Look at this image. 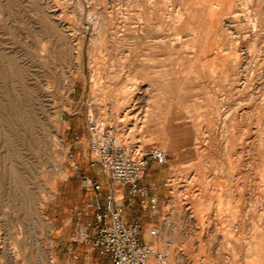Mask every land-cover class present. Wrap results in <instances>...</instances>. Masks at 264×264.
Instances as JSON below:
<instances>
[{
  "label": "rangeland",
  "instance_id": "374dc122",
  "mask_svg": "<svg viewBox=\"0 0 264 264\" xmlns=\"http://www.w3.org/2000/svg\"><path fill=\"white\" fill-rule=\"evenodd\" d=\"M160 23L175 46L162 65L137 37ZM138 99L146 121L130 130ZM92 116L168 151L146 175L161 212L143 229L171 233L175 256L264 262V0H0V264H66L56 246L83 179L108 181L92 165ZM181 124L206 137L200 152ZM84 246L76 264H89Z\"/></svg>",
  "mask_w": 264,
  "mask_h": 264
},
{
  "label": "built area",
  "instance_id": "2783aa9c",
  "mask_svg": "<svg viewBox=\"0 0 264 264\" xmlns=\"http://www.w3.org/2000/svg\"><path fill=\"white\" fill-rule=\"evenodd\" d=\"M88 132L94 150L92 165L108 181L83 179L81 188L87 192L73 211L68 241L56 246L64 250L66 264H76L80 258L78 243L110 264H149L150 257L167 264L175 237L171 233L162 237L161 228L153 226L149 235L161 243L145 240L143 224L146 213L161 212L159 194L146 175L152 161L166 162L168 151L159 146L148 150L115 122L96 116L89 120ZM136 208L139 212L133 215Z\"/></svg>",
  "mask_w": 264,
  "mask_h": 264
},
{
  "label": "bare ground",
  "instance_id": "6f19581e",
  "mask_svg": "<svg viewBox=\"0 0 264 264\" xmlns=\"http://www.w3.org/2000/svg\"><path fill=\"white\" fill-rule=\"evenodd\" d=\"M150 1V0H149ZM218 5V4H217ZM247 5V4H246ZM130 6V5H129ZM180 7V6H179ZM121 8V7H120ZM131 9V8H130ZM260 10V9H259ZM125 14V13H124ZM94 18V17H93ZM165 19V18H164ZM150 21V20H149ZM148 22V21H146ZM161 22V21H160ZM101 23V22H100ZM166 23V22H165ZM139 24V23H138ZM162 24H163V21H162ZM161 23L158 24V25H153L152 27L156 28V30L154 31L155 34L152 36V35H149L147 33V37L144 36L143 34V29L140 28L138 29L137 31V37H138V48L140 50L144 49L145 47H147L149 49V53L151 55V57L155 60H157L160 65H162V63H164L165 60H167L169 57H171V53H172V49L174 46V42H172V38L171 36L169 35V33L165 34V30L164 32L162 31V25ZM133 25V24H132ZM143 25V24H142ZM169 25V23H168ZM161 26V27H160ZM144 27V25H143ZM152 27L150 26H147L146 28H144V30H146L147 32H149V30L152 29ZM164 27H167V26H164ZM74 29V28H73ZM124 29V28H123ZM258 29V28H257ZM153 32V33H154ZM180 33V32H179ZM249 33V32H248ZM123 34V33H122ZM151 34V32H150ZM148 36H151V37H148ZM175 36V35H174ZM173 36V37H174ZM246 37V36H245ZM179 39V38H178ZM136 40V39H135ZM148 42V43H146ZM185 43V42H184ZM146 52V51H145ZM193 57L195 58L196 57V54L193 55ZM203 59V58H202ZM210 63L212 64L213 63V59L212 60H206V64L210 65ZM261 63V62H260ZM156 64V63H155ZM198 66V65H197ZM159 68V67H158ZM161 70H164L166 69V67H162V68H159ZM208 69V68H207ZM213 72V71H212ZM164 73V72H163ZM246 76V75H244ZM243 77V76H242ZM245 82V81H244ZM150 88V87H149ZM148 87L146 88H143L141 86V89L140 90H135L133 91V95L134 96H137V98H142V97H147L148 95ZM139 93V94H138ZM147 101V104L148 102H150V99L146 100ZM146 102L145 104L143 103V101L141 99H138L137 101H129L128 103V108L126 109V112L124 114V119H126L128 122H132L134 123V127H132L130 130H133L136 128V126H138L139 124H141L140 126H143L145 121H146ZM148 111V110H147ZM149 112V111H148ZM231 113V112H230ZM225 117V116H224ZM191 119V118H190ZM131 123V124H132ZM185 123V122H184ZM180 128L177 127L173 129V132H178L179 134L180 133H184V137L182 138V140H179L180 142H185L186 144H189L194 147V148H197V150L195 149V152H200V148L201 147H204V141L206 140V137H203V136H196V135H193L191 133H189V124L185 125V124H181L179 125ZM177 134V133H176ZM141 137V136H140ZM139 137V138H140ZM192 146H190V153L191 152V148ZM194 176V175H193ZM176 179V178H175ZM178 181L181 182L180 186L184 187V188H187L188 185L191 183L192 181V178L188 179V178H180ZM261 230V229H260ZM262 232V230L260 231Z\"/></svg>",
  "mask_w": 264,
  "mask_h": 264
},
{
  "label": "crops",
  "instance_id": "0c3cea01",
  "mask_svg": "<svg viewBox=\"0 0 264 264\" xmlns=\"http://www.w3.org/2000/svg\"><path fill=\"white\" fill-rule=\"evenodd\" d=\"M232 234L236 235L234 232H233V229L229 230L228 229V232L225 234L223 233L222 236H221V239L220 240H224L225 241V238H224V235H226V237H229L231 236ZM143 236H144V239L145 240H151L152 242L154 243H157V244H160L161 243V239H153L152 237H150L149 235V231L143 229ZM227 239V238H226ZM229 239V238H228ZM258 243V247L261 246V242H257ZM200 246L201 243L197 242L196 243V252L197 251H200ZM240 249V248H239ZM84 260L83 262H87V263H91V264H110L109 260L106 259L105 257L101 256L98 252L96 251H89L87 246H84ZM174 251H176V243L173 247V250H172V255L169 259V262L167 264H250V260L249 258L247 259L245 257V255H243L242 257H239L237 255H233V257H231V259L229 260H214V259H211V258H189L187 257L186 255H178V256H175L174 255ZM181 254H184L183 251L181 252ZM91 259H93V261H91ZM255 261V259H254ZM261 264H264V262H260ZM149 264H166V263H162V262H158L154 257H150L149 259Z\"/></svg>",
  "mask_w": 264,
  "mask_h": 264
}]
</instances>
